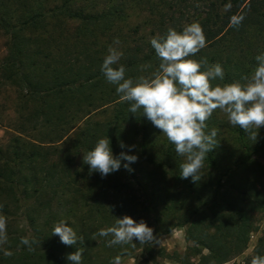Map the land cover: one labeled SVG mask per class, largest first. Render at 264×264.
I'll return each instance as SVG.
<instances>
[{"label":"trees","instance_id":"trees-1","mask_svg":"<svg viewBox=\"0 0 264 264\" xmlns=\"http://www.w3.org/2000/svg\"><path fill=\"white\" fill-rule=\"evenodd\" d=\"M202 1L208 2L207 9L194 21L203 27L206 47L194 58L206 57L209 64L222 65L224 81L214 83L249 75L256 66L255 57L264 53V0ZM176 2L0 0V31L8 38L6 54L0 57V88L10 85L16 89L20 115L7 153L0 148V214L8 220L20 213L26 222L15 230L9 225L12 221L7 222L8 242L0 247V264L13 258L19 264H69L66 256L77 247L84 249L82 264H114L117 257L133 255L140 248V244H128L106 246L110 251L104 253V249L100 256L89 252L93 235L105 224L106 228L113 225L115 209L100 200V174L90 173L83 161L80 171L75 163L106 136L115 156L122 151L133 155L136 150L138 160L130 164L131 172L122 160L121 168L109 176L116 182L128 179L144 191L141 209L153 215V222L147 225L156 238L170 233L175 225H188L186 236L194 245L192 254L201 257L198 264H222L247 249L255 213H264V139L251 147V152L247 142L243 154L216 146L204 163L213 174L209 184L202 178L196 182L191 177L182 179L183 158L178 157L175 146L166 137L162 140L160 130L141 112L130 113V105L121 102L116 86L107 83L101 72L116 38L126 76L140 75L139 67L145 63L152 65L145 74L156 70L159 60L150 40L134 41L132 34L124 31L129 9L140 7L159 15L165 7L173 9ZM234 19L241 21L238 27L233 26ZM155 23V36L165 34L169 27L183 28L174 20L158 19ZM207 124L209 131L219 126L214 113ZM237 129L241 137L247 136L242 128ZM132 145L135 148L129 151ZM255 151L263 162L252 159ZM122 187L116 183L111 193H121ZM92 200L97 204H91ZM190 201L196 202L194 212L183 219L181 209ZM85 207L86 219L92 224L76 230L83 235V244L64 245L59 236L51 234L54 224L65 219L74 228V219L81 217L79 222L84 225ZM25 236L40 242L33 246L34 251L20 244ZM147 245L150 258L146 264L153 252H164ZM5 251L12 254L6 256ZM256 255H264V235L258 238L246 264Z\"/></svg>","mask_w":264,"mask_h":264},{"label":"clouds","instance_id":"clouds-1","mask_svg":"<svg viewBox=\"0 0 264 264\" xmlns=\"http://www.w3.org/2000/svg\"><path fill=\"white\" fill-rule=\"evenodd\" d=\"M240 22L234 19L233 26L238 27ZM119 44V39H114L115 46L109 47L101 72L107 83L116 86L121 102L130 105L128 111L135 115L141 112L175 146L176 154L183 158L180 163L182 179L200 180L208 153L219 143L218 130L212 128L209 131L207 124L214 111L226 113L233 127L244 129L252 142L257 140L258 130L264 126V53L255 57L256 66L251 74L228 83H214L224 81L222 65L219 62L209 64L206 57L194 58L206 47V36L199 21L185 24L182 30L169 27L165 34L150 40L159 64L156 70L147 74L152 67L150 63L140 65V75L126 76L127 69L120 63ZM120 147H125L123 142ZM128 147L129 151L135 148L134 145ZM122 160L126 161L123 167L131 172L130 164L138 157L123 151L115 156L107 136L99 138L95 146L83 154V163L89 166V172H98L101 177L118 171ZM2 207L0 205V209ZM51 234L59 236L66 246L77 245L78 241L83 244L84 240L65 219L54 224ZM97 236L106 238L109 247L134 246V239L140 244L157 240L153 229L143 219L136 222L128 215L117 217L112 226L99 229L92 239ZM7 242V217L0 214V247ZM37 243L40 242L35 237L20 239V244L30 252ZM83 251L77 247L68 253L69 264H82ZM11 254L4 252L6 256ZM114 264H119L118 257ZM251 264H264V255L253 256Z\"/></svg>","mask_w":264,"mask_h":264},{"label":"rangeland","instance_id":"rangeland-1","mask_svg":"<svg viewBox=\"0 0 264 264\" xmlns=\"http://www.w3.org/2000/svg\"><path fill=\"white\" fill-rule=\"evenodd\" d=\"M207 2V1H206ZM205 1L202 0H177L174 8L169 9L165 7L162 9V14L156 15V13H152L150 11H145L140 7H135L129 9V22L126 27H124V31L126 33H131L132 38L134 41L138 40L139 42L149 41L151 40L156 34H158V28L156 27V21L158 19L164 20V22H171L172 20L176 21L177 26L188 24L190 21L193 22L196 20V17L199 16L203 10L207 9L208 2L205 4ZM202 10V11H201ZM170 13V15H166ZM184 17V19H182ZM170 18V19H169ZM187 18V19H186ZM172 19V20H171ZM137 28V31H135ZM8 38L2 34L0 31V57H3L6 54V42ZM251 74V73H250ZM214 114L219 120V126L217 127L218 130V137L217 140L219 141L218 147H223L224 150L232 151L234 153H245L246 151H242L245 148L246 143L248 142L251 147H255L260 141L264 139V126H262L258 130L257 140L252 142L251 140L248 141V134L245 132L243 137H241V132L238 131V127H233L228 122L227 114L216 110ZM97 116V118H101ZM20 115L17 113V92L16 89L10 85H4L0 88V148L5 149V154L7 153L6 146L9 143V140L13 134L17 132L14 131L13 127H16L19 123ZM161 135V139L163 140L166 136L163 133H159ZM29 138V137H25ZM157 143V142H156ZM159 144V143H158ZM252 148L250 149L251 152ZM253 151V150H252ZM132 154L136 155V150H132ZM259 152L255 151V155L252 157L253 160H259L263 162L261 156H258ZM9 156V154H8ZM83 161V158L77 160L75 165L81 171L82 168L80 167V162ZM209 169L206 165L201 170V178L202 180H207L208 184L212 180L213 174L208 173ZM250 172V171H249ZM96 177L95 174L92 175ZM98 180L100 186H98V190H102L103 195L101 196L100 200L105 203L107 206H114L115 213L114 221L111 224L115 223L117 217L122 218L125 215L131 216L136 222H139L143 219L146 223L153 222V215L148 212H144L141 208L143 206L144 200V191L140 190L139 187L129 181L128 179H120L116 182L114 177L107 175L106 177H101ZM93 179V178H91ZM88 180V182L91 181ZM94 180V179H93ZM95 181V180H94ZM80 184V182H78ZM118 183L120 185L123 184L124 187L121 193H111L112 187ZM83 184V183H82ZM81 185V184H80ZM101 186H103L101 188ZM90 187V186H89ZM77 197V196H76ZM80 197V196H79ZM69 198V195L67 196ZM91 204H97L96 200H92ZM145 205V204H144ZM196 205L195 201H190L189 206L186 205L184 209H181L180 215H183V219L188 218L194 212V207ZM191 206V207H190ZM89 207V206H88ZM88 207L84 208V215L81 225L80 218L74 219V228L75 230H82V226H87L92 224L91 221L86 219V214ZM189 209H191L189 211ZM20 214V213H19ZM16 218L9 217L8 221L10 222L9 225L14 226L13 230L18 228H22L26 226L25 218L22 215H19ZM179 214V213H178ZM177 215V214H176ZM256 224L255 229L250 235V241L247 249L239 254L238 256L234 257L233 259L222 263V264H246L247 260L253 254L254 247L258 241V238L264 235V213H255ZM80 221V222H79ZM175 222H178L176 219ZM106 224L102 228H106ZM188 225H175L172 231L168 234L160 235L157 240L148 243L151 244L153 248L156 250L163 248L164 252H153V258L149 261L148 264H198L200 263V255L192 254L191 248L193 243L187 239L186 230ZM8 229V224H7ZM93 229V228H92ZM8 231V230H7ZM107 239H110L107 238ZM94 243H91V249H89L90 253H96L100 256V252H104V249L107 250L104 253H108L110 251L107 247H109L106 243V238L103 237H96L93 239ZM134 246L136 244H140L138 240L133 241ZM105 244V245H104ZM133 245V244H131ZM140 248L136 250L133 255H126L119 260V264H146L147 258H150V254L146 252L147 244H140ZM121 246V245H120ZM110 248V247H109ZM88 250V248L86 249ZM203 253L207 254L208 250L204 249ZM16 259H12L10 263L4 264H19L15 261ZM107 262L106 260L102 261V263Z\"/></svg>","mask_w":264,"mask_h":264}]
</instances>
